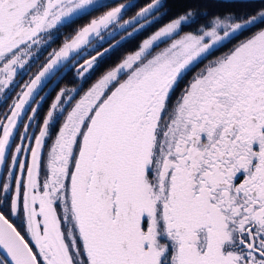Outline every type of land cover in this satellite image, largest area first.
I'll return each mask as SVG.
<instances>
[{
	"label": "snow or ice",
	"instance_id": "1",
	"mask_svg": "<svg viewBox=\"0 0 264 264\" xmlns=\"http://www.w3.org/2000/svg\"><path fill=\"white\" fill-rule=\"evenodd\" d=\"M217 2L224 11L186 10L83 95L61 89L41 116L44 88L73 68L83 79L111 50H98L105 33L143 28L162 0L123 23L129 5L110 0H0V95L54 30L109 9L0 115V264H264V0Z\"/></svg>",
	"mask_w": 264,
	"mask_h": 264
},
{
	"label": "flooded vegetation",
	"instance_id": "2",
	"mask_svg": "<svg viewBox=\"0 0 264 264\" xmlns=\"http://www.w3.org/2000/svg\"><path fill=\"white\" fill-rule=\"evenodd\" d=\"M139 1L140 0H127V1L123 2V0H116V1L111 0L109 6L115 7L121 3L128 4L129 2H131V4L127 7L125 12L123 13L122 18L120 20V23H123V21H125V20H131L132 17L135 16L137 14V12L142 7H144L146 4L151 2L150 1L146 4H144L143 6H140L137 8L136 5H139L138 4ZM193 1H195V0H193ZM114 2H117V3H114ZM190 6H193L191 8V10H193L194 12H198L201 9H207L209 12H219L220 10H218L217 7L224 6V5H222V4L220 5V3L217 2V0H200V5L190 4ZM107 10H109V9L108 8L100 9L99 11L93 13L92 16H86L83 19L79 20L78 22L72 24L71 26L66 27V28H62L58 33L55 32V30H54L53 39L51 41H49V43L43 45L44 46V47L42 46L43 48L40 47L39 49H36V47H34V54L31 57V59H29L28 64L25 65L24 69L18 70V75L16 77V83L19 86L15 87L10 92H9V90H5V94L0 95V115H2L3 113L8 111V106L11 105L12 100L16 98V93H18L21 90V87L23 86L24 82L27 81V79H29L31 76L33 77L36 74L35 72H37L40 69V67L42 66V64L44 62L43 61L44 58H48L49 53H51L54 49L57 48V45H56L57 43L63 44L66 37L71 38V36H73L75 34V32L78 30V28L83 27L85 24L89 23L93 17L101 15L103 12H105ZM170 10L171 9H169V7H168V0H162V7L158 11H154L148 17V20L144 22V25L146 26L145 28L148 29L151 26H157L158 23L163 22L164 20H162V18L165 15H167ZM178 17H176L175 19H177ZM173 20H171L169 22L164 21V24H161V25L162 26L167 25V24L171 23ZM84 22H86V23L81 25ZM204 23H206V20L203 17H197L196 19L189 20L187 23L183 24L182 28L183 27H199L200 25H202ZM135 27L138 28L140 26H139V24H136ZM132 30H133V28H131V29L127 28L125 30H121V29H118L115 26H113L108 31L114 32V37L108 38L107 33H105L106 42H104L102 44V46H100L98 48V50L100 48H102L99 50L100 52H102L104 49L109 48L115 42H117L119 39H121L124 35L131 32ZM143 32H144V30L142 32H140V34H142ZM137 35H139V34H137ZM128 40L129 39L125 40L124 42H122L121 44L116 46L114 49L107 52L104 56L110 54L113 50L117 49L120 45L124 44ZM97 44H99V41H94V46ZM94 54L95 53L91 52V55H94ZM86 58H90L87 51H85L82 54V56L77 57V60L71 61V65H75V64H77V62H81L83 59H86ZM72 75H74L75 80L77 82H81L83 80L81 78L76 77L75 68H73L71 72H68L65 75V77H66V79H68V76H72ZM86 75H88V74H86ZM77 85L73 86L71 84H69V85L64 84V78H63V80L62 79L59 80L56 85L49 84L48 87H46L44 89V91L40 94V96H45V100L41 102V106L39 109L40 115L43 116L46 114L47 110L49 109L50 105L54 102L56 95L60 92L61 89L76 88ZM80 87L81 86H79V89H78L79 95H81L80 93L82 91V90H80L81 89ZM79 95L76 96V99L79 98ZM37 100H39V97H37ZM32 106L36 107L35 104ZM25 122H27V121H25Z\"/></svg>",
	"mask_w": 264,
	"mask_h": 264
},
{
	"label": "trees",
	"instance_id": "3",
	"mask_svg": "<svg viewBox=\"0 0 264 264\" xmlns=\"http://www.w3.org/2000/svg\"><path fill=\"white\" fill-rule=\"evenodd\" d=\"M151 0H140L139 5H136L137 8L140 6H143L144 4L150 2ZM190 4H195V5H200V0H168V7L171 9L167 15L163 17V20L165 22H169L176 17L184 14L186 10L191 9L193 6H190ZM114 5V4H113ZM221 5V4H220ZM220 12L224 11V6H219L217 7ZM86 22L82 23L81 25L85 24ZM161 28L160 24H157V26H153L143 32L142 34L136 35L133 38L129 39L126 41L124 44L120 45L117 49L113 50L110 54L104 56L101 60L100 63L96 66L94 72L89 75L84 81L77 82L75 80L74 76H68V78H71L69 81L66 80V77H64V81H66L64 84H71L73 86H76L77 84H80V90H84L85 88H88L94 80H96L98 77H100L101 74L106 72L107 70H110L111 68L115 67L118 63H120L128 54H132L135 50H138L139 44L142 43L144 40H146L148 37L151 35L155 34V32L159 31ZM197 29L196 28H190V27H183L182 28V33H188V32H195ZM250 33L245 32L244 35L239 36L238 40H242L245 37H248ZM238 40L233 39L231 42H226L225 47H220L219 49H222L220 52H218L215 56H218L220 54H223L224 52H228L229 50V45L230 47H233L235 43L238 42ZM237 41V42H235ZM167 42V41H166ZM165 42V43H166ZM58 49L62 44H56ZM160 46V45H159ZM158 46V47H159ZM155 51V50H154ZM153 51V52H154ZM152 52V53H153ZM192 73V72H191ZM191 74L189 73L185 79L181 82V84H186L187 81L191 78ZM63 80V79H62ZM178 94V93H177ZM175 99V96L173 97V100Z\"/></svg>",
	"mask_w": 264,
	"mask_h": 264
},
{
	"label": "rangeland",
	"instance_id": "4",
	"mask_svg": "<svg viewBox=\"0 0 264 264\" xmlns=\"http://www.w3.org/2000/svg\"><path fill=\"white\" fill-rule=\"evenodd\" d=\"M110 1H111V0H110ZM115 1H116V0H115ZM125 1H127V0H123V2H125ZM114 3H117V2H114ZM130 4H131V2H129V3L126 4V5H130ZM219 12H220V11H219ZM135 16H136V15H135ZM135 16H133V17H135ZM133 17H132V19H133ZM132 19H131V20H132ZM162 20H163V18H162ZM158 24H160V25H161V24H164V21L161 22V23H158ZM161 26H162V25H161ZM165 26H166V25L162 26L161 28H163V27H165ZM145 27H146V26L144 25L143 28H140V27L136 28V29H138L137 31H133V30H132V31H131L132 34H131L130 36H128L127 39H131V38H133L134 36H136L137 34H140V32H142L143 30H144V32H145L146 30H148L149 28H151V27H153V26L149 27L148 29H146ZM128 28L131 29L132 27H128ZM161 28H160V29H161ZM190 28H196V29H197L198 27H190ZM160 29H159V30H160ZM181 31H182V27H181V29H180L176 34H174L173 37H171V38H162V40L157 41L156 44L154 45L153 49L151 50L152 52L155 50L152 54L155 55L156 53L161 52L162 50H164L165 48H167V47L170 46V44L172 43L173 39H179L181 36H183L185 33H182ZM129 33H130V32H129ZM127 35H128V33H127L126 35H124V36H127ZM124 36H123V37H124ZM151 36H152V35H151ZM151 36H150V37H151ZM150 37H148V38H150ZM148 38H147V39H148ZM246 38H247V37H245V38H243V39H246ZM127 39H126V40H127ZM243 39H242V40H243ZM232 40H233V39H232ZM232 40H231V41H232ZM236 40H238V39H236ZM240 40H241V39H240ZM166 41H167V42H166ZM165 42H166V43H165ZM226 42H227V41H225L224 44H222V45H218V48H217L216 50H213V54H212V55H209L208 58L205 59V60H203L202 63H201V62H198L197 66L193 69L192 73H190V74H191L192 76L195 75V73H196L197 71H199L201 68H203L204 65L207 64L210 60H213V59H215V58H217V57H219V56H222V55L226 54L227 52H224L223 54H220V55H218V56H215L218 52H220V51L222 50V49H219L220 47H222V48L225 47ZM235 42H237V41H235ZM238 42H239V40H238ZM238 42H237V43H238ZM142 43H143V42H142ZM142 43L139 44V47H140V45H141ZM235 44H236V43H235ZM159 45H160V46H159ZM230 45H231V44H230ZM230 45H229V50L232 48V47H230ZM61 46H62V45H61ZM61 46H60V47H61ZM93 46H94V45H93ZM158 46H159V47H158ZM231 46H232V45H231ZM34 47H35V46H34ZM41 47H42V46H41ZM43 47H44V46H43ZM43 47H42V48H43ZM36 49H37V48H36ZM38 49H39V48H38ZM100 49H102V48H100ZM100 49H99V50H100ZM113 49H114V48H113ZM138 49H139V48H138ZM229 50H228V51H229ZM135 51H137V50H135ZM135 51H134V52H135ZM134 52H133V53H134ZM93 53H95V52H93ZM95 54H96V53H95ZM95 54H94V55H95ZM128 55H129V54H128ZM102 58H103V57H102ZM102 58L99 59L98 64L100 63V60H101ZM47 59H48V58H44V60H43V61H44L43 64H45V63L47 62ZM82 62H83V60H82L80 63H82ZM43 64H42V66H43ZM98 64H97V65H98ZM42 66L40 67V69L42 68ZM40 69H39V70H40ZM39 70H38L37 72H39ZM94 70H95V68L93 69V71H92L91 73H89L88 75H86V76L83 78V80H85L89 75H91V74L94 72ZM107 71H108V70H107ZM37 72H35V73H37ZM35 73H34V74H35ZM104 73H105V72H104ZM104 73H103V74H104ZM34 74H33V75H34ZM103 74H101L100 77H101ZM34 76H35V75H34ZM72 76H74V75H72ZM192 76H191V77H192ZM31 77H32V76H31ZM31 77H30V78H31ZM100 77H98L96 80H94V82H93L88 88H85L84 90H82L80 94L83 95V93L86 92V91H87V90H88V89H89V88H90V87H91V86H92V85H93V84H94V83H95ZM30 78H29V79H30ZM29 79H27V80H29ZM70 79H71V78H68V79H66V80L69 81ZM190 79H191V78H190ZM83 80H82V81H83ZM82 81H81V82H82ZM65 82H66V81H64V83H65ZM81 82H80V84H81ZM57 83H58V81L53 80L52 83H50V84H52V85H56ZM80 84L77 85V87H76L77 90L79 89ZM44 89H45V88H44ZM43 91H44V90H43ZM43 91H42V92H43ZM42 92H41V93H42ZM41 93H40V94H41ZM78 99H79V98H78Z\"/></svg>",
	"mask_w": 264,
	"mask_h": 264
},
{
	"label": "water",
	"instance_id": "5",
	"mask_svg": "<svg viewBox=\"0 0 264 264\" xmlns=\"http://www.w3.org/2000/svg\"><path fill=\"white\" fill-rule=\"evenodd\" d=\"M128 36H130V35H127V36H124V37H122L121 39H119L117 42H115L112 46H118L119 44H121L122 42H124L127 38H128ZM112 46H110L109 48L112 50L113 49V47ZM114 47V48H115ZM218 48V46H216L213 50H216ZM58 50V49H57ZM110 50V51H111ZM104 51V50H103ZM102 51V52H103ZM106 54V53H105ZM40 71V70H39Z\"/></svg>",
	"mask_w": 264,
	"mask_h": 264
}]
</instances>
